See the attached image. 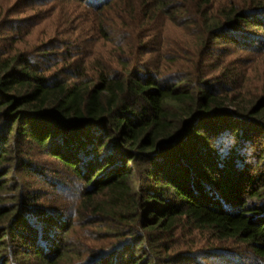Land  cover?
<instances>
[{
	"label": "trees",
	"instance_id": "16d2710c",
	"mask_svg": "<svg viewBox=\"0 0 264 264\" xmlns=\"http://www.w3.org/2000/svg\"><path fill=\"white\" fill-rule=\"evenodd\" d=\"M0 264H264V0H0Z\"/></svg>",
	"mask_w": 264,
	"mask_h": 264
},
{
	"label": "rangeland",
	"instance_id": "374dc122",
	"mask_svg": "<svg viewBox=\"0 0 264 264\" xmlns=\"http://www.w3.org/2000/svg\"><path fill=\"white\" fill-rule=\"evenodd\" d=\"M16 12H17L16 13L17 15H14L13 17H11L10 20L22 21L26 18L30 19V18H32V16H34L33 15L34 13H31V12H27V13H25V15H20L19 10H17V9H16ZM35 180H39V179H35ZM182 240H191V239H182Z\"/></svg>",
	"mask_w": 264,
	"mask_h": 264
}]
</instances>
